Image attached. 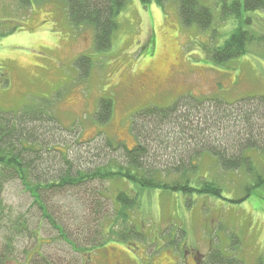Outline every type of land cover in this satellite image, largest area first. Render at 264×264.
I'll return each mask as SVG.
<instances>
[{
    "label": "rangeland",
    "instance_id": "374dc122",
    "mask_svg": "<svg viewBox=\"0 0 264 264\" xmlns=\"http://www.w3.org/2000/svg\"><path fill=\"white\" fill-rule=\"evenodd\" d=\"M29 1L25 7L20 0H0V110L15 111L41 98L53 99L62 127L74 126L75 134L66 132L67 137L74 135L82 142L73 147L71 159L79 157L90 166L108 158L120 159L116 146L105 147L103 153L93 148L104 144V137L113 144L133 147L136 140L130 126L132 114L149 104L165 106L182 95L218 97L232 103L264 93V42L253 41L244 55L221 64L209 58V52L222 45L240 25L238 19L221 17L219 0H197L214 14L206 30L194 24L182 25L173 0L162 5L128 0L116 16L111 46L104 51L95 50L89 27L70 24L62 0ZM243 15H249L251 22H242L241 26L264 37V8ZM80 55L89 57L87 72L75 63ZM106 93L113 99L112 114L106 124L99 125L94 112L98 99ZM89 149L92 153H86ZM166 149L171 152L173 147ZM246 153L251 159L250 170L242 167L225 171L211 156L200 159L199 175L207 174L221 186L220 197L142 190L120 179L89 183L91 188L100 186L105 199L97 196L93 203L83 206L90 236L81 241L86 248L81 260L84 264H112L110 258L120 264H264V183L251 188L244 200L236 201L245 196V188L256 177L264 179V150L250 149ZM166 176L171 178L172 173ZM124 189L140 195L138 206L128 211L129 223L124 226L133 227L138 235L133 231L127 242L105 236L101 244L88 248L86 243L92 241L99 226L94 221L100 222L91 207H97L96 201L104 202L103 212L110 220L104 218L108 224L114 220L118 226L113 228L119 231L120 221L110 217L111 206L116 193ZM5 191L9 204L24 205L22 208L30 204L15 185ZM82 196L83 202L87 195ZM57 204L60 202L54 205ZM30 206L29 213L36 216V206ZM30 221L31 225L39 222ZM39 229L42 242L47 240L45 236L53 235ZM25 232L13 250L5 253V264L27 263L23 249L29 257L33 247H40L52 263L63 264L73 256L80 257L75 251H67L63 243L40 245ZM2 245L0 240V252Z\"/></svg>",
    "mask_w": 264,
    "mask_h": 264
},
{
    "label": "trees",
    "instance_id": "16d2710c",
    "mask_svg": "<svg viewBox=\"0 0 264 264\" xmlns=\"http://www.w3.org/2000/svg\"><path fill=\"white\" fill-rule=\"evenodd\" d=\"M20 1L25 7L30 4L29 0ZM33 1L41 3L48 0ZM62 1L70 24L77 28L89 27L93 31L95 50H107L117 27L116 16L128 0ZM152 1L162 5L166 0H139L143 5ZM173 1L176 2L182 25L189 27L194 24L200 30L211 26L214 14L210 7L197 0ZM217 2L222 18L230 17L240 22L222 45L209 52V58L221 64L244 55L247 46L253 41L264 42V37L241 26L242 22H251V17H243V13L264 8V0ZM75 63L83 72H87L90 66L86 55L77 57ZM52 100L41 98L35 103L20 105L15 111L0 110V240L4 244L1 246L3 252H0V264H5V253L13 250L15 242L19 241L18 237L24 236L25 231L40 245L63 243L68 246L67 251L79 254L80 257L73 256L63 264H84L81 257L86 248L81 241L90 236L87 231L90 225L87 227L88 218L83 206L93 203L97 196L104 198L96 180L103 183L120 179L142 190L159 189L220 197L221 186L208 178L207 174L199 175L200 159L205 155L211 156L214 163L225 171L242 167L250 170L251 159L246 152L250 149L264 150V93L245 96L232 103L218 97L182 95L165 106L149 104L135 110L130 126L136 144L128 148L122 143L113 144L111 139L104 137V144L93 149H100L98 151L103 153L105 147L116 146L120 151V159L105 158L106 161L90 166L87 160H83L84 164L79 157L70 158L73 147L82 142L74 135L72 138L67 137L66 132L75 134L74 126L62 127L55 115ZM112 101L111 95L107 93L98 99L94 112L97 124L103 125L109 121ZM168 147H173L171 152H167ZM86 153L92 151L89 149ZM169 155L178 157L171 159ZM171 173V178L166 176ZM93 181L98 188L89 187ZM262 183L264 179L256 177L245 188V196L236 201L244 200L251 188ZM9 185H15L30 199L27 207L7 202L5 190ZM78 191L81 195H78ZM84 193L87 196L82 202ZM58 196V200H55ZM139 196L125 189L116 193L111 206L113 216L110 217L120 221L119 227L123 229L119 231L113 228L118 226L114 220L108 224V216L103 212L104 202L96 201L97 207L91 208H94L92 213L99 215L100 222L94 221L95 225L99 223L98 230L86 246L91 249L98 246L105 236L114 240V237H118L117 241L127 242L133 236V231L138 235L130 225L128 228L124 226L129 223L128 211L138 206ZM57 202L60 204L54 205ZM30 205L36 206V216L29 213ZM31 219H38L39 222L32 226ZM69 227H73L72 231ZM39 228L53 232V235L45 236L47 240L42 242ZM33 248L30 249L32 254L29 257L27 250L23 249L26 253L24 262L27 261L24 264H62L60 261L52 263L51 258L40 252V247L38 250Z\"/></svg>",
    "mask_w": 264,
    "mask_h": 264
},
{
    "label": "flooded vegetation",
    "instance_id": "af4514ba",
    "mask_svg": "<svg viewBox=\"0 0 264 264\" xmlns=\"http://www.w3.org/2000/svg\"><path fill=\"white\" fill-rule=\"evenodd\" d=\"M112 260V264H120V261L119 260H115L113 258H110ZM122 264V263H121Z\"/></svg>",
    "mask_w": 264,
    "mask_h": 264
}]
</instances>
